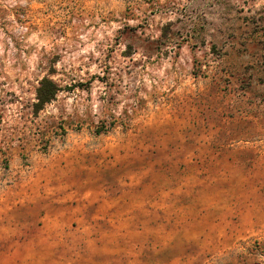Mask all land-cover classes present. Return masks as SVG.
I'll return each mask as SVG.
<instances>
[{"label":"rangeland","instance_id":"1","mask_svg":"<svg viewBox=\"0 0 264 264\" xmlns=\"http://www.w3.org/2000/svg\"><path fill=\"white\" fill-rule=\"evenodd\" d=\"M0 264H264V0H0Z\"/></svg>","mask_w":264,"mask_h":264},{"label":"trees","instance_id":"2","mask_svg":"<svg viewBox=\"0 0 264 264\" xmlns=\"http://www.w3.org/2000/svg\"><path fill=\"white\" fill-rule=\"evenodd\" d=\"M57 91L56 84L50 79L44 77L39 81L36 89L35 112L43 108V106L54 99Z\"/></svg>","mask_w":264,"mask_h":264}]
</instances>
